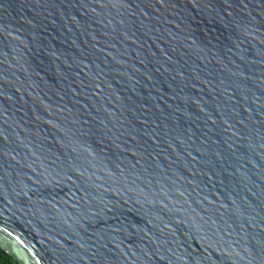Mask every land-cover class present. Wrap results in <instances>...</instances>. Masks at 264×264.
Returning <instances> with one entry per match:
<instances>
[{
  "label": "water",
  "instance_id": "1",
  "mask_svg": "<svg viewBox=\"0 0 264 264\" xmlns=\"http://www.w3.org/2000/svg\"><path fill=\"white\" fill-rule=\"evenodd\" d=\"M0 247L264 264V0H0Z\"/></svg>",
  "mask_w": 264,
  "mask_h": 264
},
{
  "label": "trees",
  "instance_id": "2",
  "mask_svg": "<svg viewBox=\"0 0 264 264\" xmlns=\"http://www.w3.org/2000/svg\"><path fill=\"white\" fill-rule=\"evenodd\" d=\"M0 264H19V263L0 247Z\"/></svg>",
  "mask_w": 264,
  "mask_h": 264
}]
</instances>
